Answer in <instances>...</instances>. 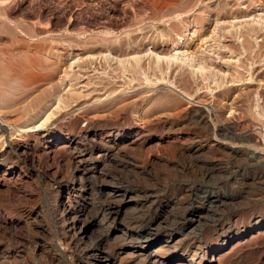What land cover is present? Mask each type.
Segmentation results:
<instances>
[{
  "label": "rangeland",
  "instance_id": "obj_1",
  "mask_svg": "<svg viewBox=\"0 0 264 264\" xmlns=\"http://www.w3.org/2000/svg\"><path fill=\"white\" fill-rule=\"evenodd\" d=\"M223 1L229 2V6L232 9L236 6L246 7L248 3V0ZM262 1V3H264V0ZM218 2L217 0L216 3L210 4L211 2H209V0H0V84H3L1 82L4 81L6 83V85L0 86H2L3 89L5 86H7V88L9 87L8 89L5 87V91L7 90V92H9L8 94L5 91V94L3 92L4 95L7 94L5 97L2 96L3 94L0 95V153L5 152L10 159L16 161L20 168L21 175L18 183L16 182V184L13 183L14 185H9V188L6 187L7 189H5V191L4 189L1 190L0 193V200L3 198V200L0 201V217L4 216V218H9L13 222V225L8 226L9 228L0 226V251L3 252H0V259L5 260V258H9L5 260L6 262L4 261L5 264H44L46 262V264H53L51 263L52 257L60 259L61 264L76 263V252L74 249H71V247L65 246L66 242L61 235L63 226L59 219L60 213L59 211L57 212L56 209H53L56 203H54V194L57 191L59 180L74 182L76 181V176L69 171L68 167L62 165L64 163L59 162L57 159H55V161L51 159L46 160L45 157L38 155L24 158L15 151V144L21 140L24 141L26 138L24 131L43 121V114L46 110L47 114L53 110V112H57L55 116L53 114L54 117L52 116V119L58 117L61 113V115H64L68 113L67 111H70L71 101L68 102V106L66 104V109H64L62 104V106L60 105L61 108L63 107L62 110L60 106V109L55 110L54 108L57 105L56 103H58V99L56 98H66V90L68 91V89H70L69 83L66 82L68 78H66L67 76L65 77V73H69L68 76L74 73V75L76 74L75 76L80 79L77 81L79 84L77 83L78 85L72 88L74 92L77 94L79 93L80 97L81 95L85 97L79 100L81 102L78 101V103L81 104L77 107H80V111L77 112V114L79 113L78 115L82 116L83 114L84 116L82 117L84 118L100 122L107 119L115 123L117 121V125H119L124 113H127L130 119H132L131 121H134L133 123H136V125L138 124V126L142 125L144 121L146 125L148 122H152L149 123V126L152 127L154 131L153 134H170L173 136L176 135L175 138L177 137V140L168 139V141L165 140L159 144L152 142L145 145L146 147L144 146L140 150H133L134 152L130 151L128 153L129 158L117 156L115 160L120 162H124L127 159L125 165L124 163L122 165L127 166V170L130 167L129 171L133 168V171H130L131 176L132 173L136 172L137 177L132 176V181L131 179H129L128 182L124 181L121 178L122 176L120 177L118 173L113 172L114 170L111 166L105 164L104 171L107 169L105 172L115 179H113L112 182L110 181L111 184H109V189H115V191H129L133 189L136 190L137 188L142 191L141 187L143 186H138L137 183L149 184L151 182L150 184H154L153 182L157 179L155 181L156 183H163L164 181L165 184L166 177L168 176L167 182L169 181L171 183L172 181L173 183L170 184L168 182L172 189H169L164 194L165 201H170V197L173 194L172 191L181 186L196 187L197 185L196 188H200L201 192L217 193L220 196L219 199L221 201L223 200L222 202L225 204H219L220 206L214 205L207 210L205 209V211L202 209V213H206L202 214L203 222L197 235L194 237L198 239L201 237L202 233L207 234L208 232L209 235H212V232L217 230L220 225H222L223 228L229 226L232 229L234 226L243 230L247 228L249 223L254 219L260 221L262 219L264 220V137L260 136L264 135V114L263 110H261L264 108V52L263 55L259 57L260 59H257V63L253 62L254 60L251 62V60L246 59V54L243 56H238L236 54L237 57L235 55L230 56L229 53L226 54V57L225 55L221 56L220 54H216V52H219L221 49L218 48L216 44H213L214 41L212 42V37L210 36L214 28H217L216 25L214 26L215 23H208V21L212 16V9ZM237 2H241L239 3L240 5L237 4ZM255 13L258 14V12H254L252 16H255ZM260 14L261 13H259V15ZM254 18L259 19L261 17L256 15ZM231 19L221 18L223 22L219 20L217 23L221 25L220 27L230 31L233 30L232 24L235 22L234 19L232 20L233 22ZM262 20L263 22H261ZM262 20H259L261 22L259 26L263 28L264 17ZM229 21H231L232 24ZM219 25L217 24V26ZM262 32L264 34V28ZM261 35H258L260 37L255 38L256 40L252 39V41L254 40L253 42H257L255 43L256 48L254 50L262 44L261 41L264 35ZM200 38L203 41L200 40ZM242 39L241 37L238 42L236 39L235 41L226 38L224 40L229 42L221 41L220 43L221 45H226L230 42L236 44L241 43ZM201 41L202 43H200ZM122 44L124 48L131 44L130 46H133L134 49H136L135 51L139 50L137 54L134 52L133 55L135 54L134 57L137 56L140 59L144 56V60L143 58L141 59L144 62L141 61L143 66L145 65L144 67H146V64L149 62L148 60H151L155 56L154 54L161 50L163 52L166 51L169 56H172L174 51L179 52L185 58H189V63L186 62L187 65L183 64L180 65L182 68H178V64H182L179 60L177 61V65L175 64L176 62L174 63L175 67L174 65L172 68L168 67L169 69L165 67L164 73L167 72V75L161 74V79H159L160 73H158L157 76H152L153 74L151 75L150 72L143 73L142 75L141 71L140 75L142 76L135 74L137 77L131 82L132 78L134 79L135 76L129 78L128 75L122 73L124 69L122 71L120 68H124V65L130 67L131 63L128 61L130 57L133 58V55H125V57L123 56L120 58L118 57L119 54L115 52L103 51V49H107L108 47L114 48V46L116 47ZM33 47H38V50H35ZM40 48L43 49L41 50ZM28 49H32V51H28ZM155 49L156 51H154ZM128 56L130 57L128 58ZM220 57H224L225 59L221 60ZM234 57H236V59H234ZM240 58H245V64L247 65L244 64L245 70L246 68H253V66L257 67L253 72L254 74H251V70L249 69L248 72L252 76L246 73L247 70L245 72L242 68H238L239 71L242 70L245 72V75L242 77L245 79H243L242 82L233 84L234 82L227 83V80H225L223 86L221 84V86H218L216 83H220L219 79L222 77L221 74L223 75L222 72L224 70L226 71V69L232 68L231 70H233L236 68L237 65L235 64L239 63L237 60ZM130 61L132 60L130 59ZM224 61L228 62L226 63ZM229 62L230 64H228ZM252 63L254 64L250 66ZM148 64H151V62ZM148 66L149 65H147V67ZM228 66L231 68H228ZM182 72L194 76H183L185 78L184 80ZM118 73H120L119 76L122 74L124 75L118 78ZM179 73L181 76H179ZM211 73L216 75L214 77L218 81L214 79L212 82L211 78L213 74ZM144 74L146 76H144ZM209 74H211V78L208 76ZM201 75L208 76L207 81H205ZM124 76L126 77L124 78ZM188 78L194 82L192 81L193 83L191 84L189 80L190 84L186 83ZM195 79H198V82ZM203 79L204 81H201ZM6 80L10 82H6ZM11 80L14 81V83H12ZM103 82L107 85L103 86ZM7 83H9L8 85L12 83V85L8 86ZM96 83H103L100 86L104 87V89L107 88L105 90L99 89V92H93V90H95L94 87L99 86ZM13 84L16 86H13ZM234 85H236V87ZM229 86L232 87V96L230 98L227 97L225 99L226 101H217L216 95L226 87L229 89ZM2 88L0 87V90ZM10 88L12 92L9 90ZM14 90L18 91L15 92ZM10 93L12 95L15 93L14 95L16 97L10 98ZM2 97L3 100L1 99ZM7 98H10L11 101ZM13 98L16 99V104L13 102ZM245 98H247L246 101H244ZM233 99L234 101L237 100L238 105ZM7 100L13 107L8 106L10 104ZM35 100L39 101L38 106L34 105L38 102ZM1 101H5L6 103H1ZM111 101L113 103H111ZM106 103H110L108 106H111L108 110L86 114L87 108L89 109L96 105L98 107H107V105H105ZM6 104H8V108L4 106ZM232 104H234L236 108L238 107L237 111H234L235 108H232L233 110L231 109V107H234ZM116 105L122 106V108H124V105L127 106L126 109L124 108L125 110L120 109L119 111ZM223 105L227 107L225 108ZM32 106L34 107L32 108ZM112 108L115 109L112 110ZM26 109L30 112L27 113L25 111ZM121 110L124 111L122 112ZM195 110H201L205 113H210L213 110L212 116L215 114L217 119L214 117L215 115L212 118L219 122L217 125L224 123L223 121L226 123V121L230 120L232 117L237 118L238 115L239 117L242 115L245 122H239L236 119L237 122L234 123L233 130L237 133H242L250 129L251 132L254 133L253 141L250 144L253 143L259 147L261 146L263 151L259 152L261 153L260 155H262V159L260 161L258 160L259 162L257 161V163L256 161H254L255 163H248L247 160L240 158L237 161H231V163L228 160L227 162L225 160L227 157H225L222 161L227 163H225L226 166H228V164L231 166H225L226 171L223 172L225 176L222 173L218 175L220 178L216 177L218 179L202 180L194 173L191 174V171H183V165L190 157H188L189 154L186 149L188 142L186 139H182L181 135L187 132V130H190L191 126L189 123H191V121L189 118ZM240 110L244 111L247 116L244 112L241 113ZM246 118L249 120L246 121ZM214 122L215 121L212 123L211 121L210 124L215 125L216 122ZM250 122L256 123V127ZM150 124L156 126L153 125V127ZM82 125L85 126V123ZM161 125L163 128L160 127ZM208 134L209 133L200 131L201 136L199 135L198 138H205L203 141L205 144L207 143V145L215 143V148L212 149L211 153L208 155L211 156V158L222 156L224 154L223 151L221 148L219 149V145L214 142L217 138L212 134ZM240 149L243 150L244 148ZM99 152V148L96 147L93 149L89 162L94 163L98 159L97 155ZM218 152H221V154ZM52 162L54 164H51ZM50 170L52 172L54 170V172L52 173ZM180 170L181 172H177ZM177 175L180 176L178 177ZM152 176L155 177V180ZM163 178L165 179L163 180ZM135 180L137 183H135ZM199 180L202 181V183H199ZM260 180H262V182ZM215 181H217L218 184H216ZM93 184V186H96L94 181ZM10 188L12 192L7 191ZM11 189L9 191H11ZM255 189L257 192L254 191ZM261 189H263V191ZM64 192L63 195L66 196V192ZM95 192L96 190L87 196L85 200L81 198L85 205H89L88 207L92 214H94L104 202L100 193L97 194ZM90 198L92 200H90ZM224 199L226 200L225 202ZM90 201H93L92 203L94 204L90 203ZM172 202L173 201H171L169 205V210L171 209L175 218L180 219L181 214H184L182 212L185 209V205L180 206L175 203L172 205ZM132 210L133 202L124 203L123 209L118 213L117 221L120 220L119 222H122L124 218L127 219L129 216L128 213H131ZM209 212L211 214H209ZM19 217L22 218L20 219ZM177 219L170 223L172 228H174L173 226H178L177 223H175ZM263 220L259 226L243 235V241L241 242L243 244L237 246L234 251L229 254L231 256L228 255V258L226 257L227 261L225 259L223 264H264V232L257 235L255 238H251L257 229H259V231L264 230ZM13 227L14 229H12ZM112 234L114 235L113 231ZM235 241L236 238H232V244L235 243ZM111 242L114 243L115 241ZM111 242L109 243L110 246L107 247L114 248L116 243L113 244ZM213 243L212 238L208 239L209 245L212 246L214 245ZM187 244L192 245L191 242H186V245ZM221 251V247L218 246V248L215 249V256L218 257ZM12 257L15 258V261H13L14 259L12 261L10 260Z\"/></svg>",
  "mask_w": 264,
  "mask_h": 264
},
{
  "label": "bare ground",
  "instance_id": "obj_2",
  "mask_svg": "<svg viewBox=\"0 0 264 264\" xmlns=\"http://www.w3.org/2000/svg\"><path fill=\"white\" fill-rule=\"evenodd\" d=\"M216 1L217 0H211V1L209 0V2H211L210 4H214V3H216ZM218 1H219L218 4L216 6H214V8L212 9V11H211L212 16L209 18V21H208V23H215L214 26L216 25V28H217V29L214 28V30L211 32V36H210V37H212V42L214 41L213 44L214 45L216 44V46H218V48L221 49V50H219V52L215 51L216 54H220L221 56L225 55V57H226V54H228V53L230 54V56H232V55L236 56V54L238 56L239 55L243 56L244 54H246V57H245L246 59L251 60V62H252V60H254L253 62L257 63L258 62L257 59H260L259 57L262 56L263 52H264V38L261 41L262 44H260L258 46V48L256 49L257 51L254 50L256 48L255 43H257V42H253V41L256 40L255 38L260 37L258 35L263 34L262 31H263L264 27L262 28L261 26H259V25H261V22H263L262 19L264 17V3H262L263 1L262 0H260V1L259 0H248L246 7H244V6L240 7L239 3H241V2H239V3L237 2V4H239L238 5L239 7L236 6L233 9L230 8L229 2H226V1L224 2L223 0H218ZM245 1H247V0H245ZM254 12H258V14H256V13L255 14L261 18L255 19L254 17L256 15L252 16V14ZM259 13H261L262 15L261 14L259 15ZM221 18L222 19L223 18H226V19L232 18L231 21L234 19L235 22L232 21L234 24H232V22L229 21L233 25V27L231 26L233 28V30L229 31L226 28L220 27L221 25H219V23H217V22L219 20H221ZM259 20H262V21L260 22ZM217 24L219 26H217ZM244 24L247 26H245ZM263 35H261V36H263ZM241 37L243 38L241 43L235 44V43L230 42L229 44H226V45H224V44L221 45V43H220L221 41L222 42H229V41L224 40L226 38H230L232 40L236 39L239 42V39H241ZM252 39H254V40L252 41ZM198 40H199V38H198ZM200 40H202V39L200 38ZM202 41L200 43H202ZM130 45L131 44H129V46H126L125 48H124L123 44L118 45L116 47L114 46V48L105 47L107 49H103V51L107 50L110 52L111 51L115 52L116 54H119L118 57H120V58L123 56L125 57V55H133L134 52H136V54H137V52L139 50L135 51L136 49H134V47L130 46ZM34 49L38 50V47H35ZM40 49H39V51H40ZM187 49H188V46H187ZM28 51H32V49H30V50L28 49ZM107 51H105V52H107ZM154 51H156V49ZM165 52L166 51L163 52L161 50L160 52L155 53L154 54L155 56L151 59L152 61L148 60L149 62H151V64H148L149 63L148 62L146 64V67H147V65H149L147 68L144 67L145 65L143 66L144 62L141 60L144 56L141 59L137 56L134 57L135 54L133 55V58L128 56V58L130 57V59L132 60V61H130V59H129V61H128L131 63L130 67H127L126 65H124L123 66L124 68H122V69L120 68V70L123 71V69H124V71L122 73L128 75L129 78H132L135 76L134 79L132 78V80H131V82H132L137 77L135 74L140 75L141 71H142V73H141L142 75H143V73H146V72L149 73L150 72L151 75L153 74L152 76H155V75L157 76L158 73H160L159 79H161V76L163 74L167 73L166 71H165L166 73H164L165 67L166 68H168V67L172 68L174 63L176 62L175 64L177 65V63H178L177 61H179V60H180V63H182V64H178V68H182L180 65L186 64V62L189 63V58L188 59L185 58L179 52L174 51L172 56L171 55L169 56L167 54V52L166 53ZM236 57H234V59H236ZM214 58H213V60H214ZM245 58L238 59L237 61L239 63L235 64L237 66L233 70H231L232 69L230 67L231 65L228 66V68L230 67L231 69H226V71L224 70L222 72L223 75L221 74L222 77L220 79L218 77L220 83L217 82L216 84H218V86H221V85L223 86L225 84V80H227L226 81L227 83L228 82L229 83L234 82L233 84H237V82H242V80L245 79L242 77L245 75L244 73L246 72V70H247L246 73H249L248 72L249 68H246V70H245V67H244V64L246 62ZM224 59H225L224 57L221 58V60H224ZM143 60H144V58H143ZM141 61L143 63H141ZM107 62H108V60H107ZM224 62H226V61H224ZM122 64H124V63H122ZM228 64H230V62ZM253 64L254 63L250 64V66ZM88 65H89V63H88ZM223 66L225 67L224 64H223ZM174 67H175V65H174ZM238 68H242L243 70H245V72H243L242 70L239 71ZM256 69H257V67L253 66V68L251 67L249 70H251V74H254L253 72ZM52 70H54V69H52ZM138 72H139V74H138ZM52 73H53V71H52ZM120 73H121V71H120ZM120 73H118V76ZM180 73H179V76H181ZM182 73H183L182 77L183 76L186 77L187 74H184V72H182ZM65 74H66L65 77L67 76L66 78H68V80L66 82L69 83L70 89H68V91L66 90V92H67V94L65 93L66 98H64L63 96H62L63 98L61 97L62 99H60V97L56 98V99H58V103H56L57 105L54 108H55V110H57V109H60L61 106L63 105L64 109H66V104L68 106L69 105L68 102L71 101L72 103L70 102L71 103L70 104V106H71L70 111H67L68 112L67 114L63 113L64 115H61L62 114L61 113L60 115H58V117L53 118V119L51 117L53 116V114L55 116V113H57V112H53L54 110L50 111L48 114H47V110L45 111V113L43 112L44 113L43 114V116H44L43 121H41L38 124L36 121L37 125H33V126L31 125L32 126L31 128L24 131V134H26V138L24 139V141L21 140L20 142L15 144L16 145L15 151L20 156H22L24 158H27L29 156L33 157V156L38 155V156L45 157L46 160L51 159V160L55 161V159H57L59 162L64 163L62 165L65 167H68L69 171L73 175L76 176V181H74V182H72V181L65 182V181L59 180L57 191L54 194L55 195L54 203L55 202L56 203H55V208H53V209H56L57 212L59 211V213H60L59 219H60V222L63 226L62 231H61V235L66 242L65 246L71 247V249H74V251L76 252V254H77V257L75 256L76 257V263L77 264H223L225 259L227 261V258H228L227 256L231 252H233L237 246H239L240 244H243V243H241L243 241V237H244L243 235L246 234L247 232L251 231L253 228L259 226L263 219L261 221L258 219L252 220L251 223H249V225L247 226V228H245L243 230H240L239 227L233 226V228L231 229L229 226L223 228L222 225H220V226L218 225L219 228L217 230H214L212 232V235L211 234L209 235L208 232H207V234L202 233L201 237L198 239V238H194V237L197 235V232L200 229V226L203 222L202 214L206 213V212L202 213V209H204V211H205V209L207 210L214 205L218 206L219 204H223V202H222L223 200L221 201L219 199L220 196L217 193L201 192L200 188H196L197 185H196V187L181 186V187H178L172 191L173 194L170 197V201H165L164 200V194L169 189H172L170 184L173 183L172 181H171V183L168 181L170 184L167 182L168 176L166 177V181H165L166 183L165 184L163 181L165 178H163V180L161 179L163 181V183H160V182L156 183L155 181L157 179L155 180V177L152 176L155 180L153 182L154 184H150L151 182L149 184H147V183L140 184V183H137V181H139V180L134 177L137 180V181L135 180V183H137L138 186H141V185L143 186V187H141L142 191H140V189L138 190L137 188H136V190L133 189V190H129V191H119V190L115 191V189L114 190L109 189V184H111L114 177L110 176V174L105 172V171H107L106 168H105L106 170L104 171L105 164L111 166L112 169L114 170L113 172L118 173V175H120V177L122 176L121 178L124 181L128 182L129 179L132 178V176H136V172L132 173V176H131L130 171L133 168L129 171L130 167L127 170V166H124L126 163L125 161L127 159L124 162H120V161L115 160V158L117 156L126 158V157H128V153L130 151L140 150L142 147H144L145 145L150 144L152 142L159 144L162 141H165V140L168 141V139L177 140V137L175 138L176 135L173 136L170 134H164V135L163 134H153L154 131H153L152 127L149 126V123H152V122H148V124L146 125V124H144L145 123V121H144L142 125L138 126V124L136 125V123H133L134 121H131L132 119H130V117L127 113H124L123 117L121 118V120L119 122V125H117V121L115 123L112 120L107 119L105 121L100 122V121H94L91 119L84 118V117H82V116H84L82 113H81L82 116L78 115L79 113L77 114V112L80 111L79 110L80 107L79 108H77V107L79 105H81L80 103H78V101L81 100V98L84 96L81 95V97H80L79 93L77 94L76 92H74L72 88L75 85L79 84L77 81H79L80 79H79V77L75 76L76 74L74 75V73H72L71 76H68L69 73H65ZM124 74H122L121 76H123ZM211 74H213V73H211ZM211 74H209L208 76H210ZM142 75H140V76H142ZM121 76H119L118 78H120ZM144 76H146V75L144 74ZM147 76H149V75H147ZM188 76L193 77L194 75L189 74V75H187V77ZM201 76H203V75H201ZM204 76H203V78L205 79V81H207L208 76L207 77H206V75H204ZM214 76H216V75L213 74L212 78L210 76L212 82L215 79ZM125 77L126 76H124V78ZM116 78H117V76H116ZM191 79H193V78H191ZM204 79L201 81H204ZM64 80H65V78H64ZM184 80H185V78H184ZM189 80H190V78H188V81H186V83H189L191 81V80L190 81ZM195 80L197 81L198 79H195ZM192 81H191V84L194 82V81L193 82ZM216 81H218V80H216ZM6 82H10V81L6 80ZM11 82L14 83V81H12V80H11ZM1 83H3V84H0V85H3V86H4V84L6 85L5 81L1 82ZM12 83H10V84L12 85ZM103 83H98V84L96 83L99 86H97V87L93 86L95 88V90H93V92H96V91L99 92L100 91L99 89H101V90L104 89V87L100 86ZM130 83H129V85H130ZM8 84L9 83H7V85ZM247 84H249V83H247ZM11 85H8V86H11ZM104 85H107V84L104 83L103 86ZM240 85H241V83H240ZM13 86H16V85L13 84ZM234 86L236 87V85H234ZM0 87L2 88V86H0ZM5 87H6V89L9 88V87L7 88V86H5ZM5 87H4V89L2 88L0 90L1 91L0 95H2L3 92L5 91ZM231 88L232 87H230L228 89V87H226V88H224L223 91L221 90V92L216 95V100L217 101H219V100L224 101L227 97L230 98L232 96L231 95V92H232ZM9 90L11 91V88ZM14 91L16 92L18 90H14ZM5 92H7V90ZM5 92H4V94H5ZM8 93L9 92H7V94ZM105 93H106V91H105ZM4 94L2 95L3 97H5L7 95V94L6 95H4ZM14 94L12 95L10 93L9 94V96H11L10 98L14 97L15 96ZM90 94H91V92H90ZM3 97L1 98L2 100H3ZM238 97H240V96H238ZM10 98H7V99L10 100ZM214 98H215V96H214ZM247 98H245L244 101H246ZM13 99H12L13 102H15V104H16V99L15 98H13ZM53 99H54V97H53ZM243 99H244V97H243ZM38 100H35V101L37 102ZM5 101L4 102L1 101V103L3 102L5 104L6 103ZM51 101H53V100H51ZM63 101H66V102H63ZM233 101H234V99H233ZM235 101L238 105L237 100H235ZM7 102L10 104V102L8 100H7ZM61 102H63V103H61ZM79 102H81V101H79ZM38 103H39V101L37 102V104L35 103L34 105L38 106L39 105ZM111 103H113V102L111 101ZM114 103H115V101H114ZM116 104H119V103H116ZM250 104H249V106H250ZM7 105L8 104H6L4 106H7ZM40 105H41V103H40ZM105 105H107V107H105V106L98 107L97 105L92 106L89 109L86 107L87 113L85 111H82V112L89 114L90 112L94 113L97 111H106L111 107V106H108V105H110V103L109 104L106 103ZM232 105H234V104H232ZM8 106L13 107L12 104H10ZM8 106H7V108H8ZM59 106H60V108H59ZM126 106L124 105L125 109H126ZM229 106H231V105H229ZM26 107H28V106H26ZM33 107L34 106H32V108ZM116 107H118L119 111H120V109H124V108H122V106L116 105ZM25 108H23V109H25ZM44 108H45V106H44ZM62 108H61V110H62ZM232 108H235L234 111L235 110L237 111V109H238V107L236 108L235 105H234V107H231V109ZM4 109H6V108H4ZM113 109H115V108H112V110ZM231 109L229 107L230 111H231ZM82 110H84V109H82ZM124 110H121V111L123 112ZM261 110H263V114H264V108H262ZM25 111L27 113L30 112L27 109ZM206 111H209V110H206ZM240 111H241V113L244 112L242 110H240ZM212 112H213V110H212ZM212 112L205 113L201 110H195L192 113L191 117L189 118L191 123H193V124L189 123L191 126L190 130L189 131L187 130V132L182 133L183 135H181L182 139H186L188 142L186 149H187L188 154H189V155L188 154L187 155H188V157H190L188 160H186L182 169H183V171L184 170L185 171H191L192 172L191 174L194 173L195 175H197L202 180H209V179H213V178L218 179L216 177H219L218 175H220L224 171H226V167H229V165H230V164H228V166H226L227 163L222 161V159L223 158L225 159V157H227L225 160L226 161L228 160L229 162L237 161L238 159L243 158V159L247 160L248 163L249 162L255 163L254 161H256V163H257L258 160L260 161L262 159V155H260L261 153L259 152V151H263L261 146L259 147L257 145H254L253 143L250 144L253 141V138H254L253 134L254 133L251 132L250 129H248L242 133H240V132L237 133L233 130L234 129V123L237 122L236 119L239 122H242V121L245 122V119L242 115L240 117L238 115L239 118L238 117L237 118H235V117L231 118L230 117L231 119L226 121V123H225V121H223L224 123H220L217 125V123H219V122H217V120L212 118L215 115V114H213V116H212ZM117 113H120V112H117ZM237 113H240V112H237ZM245 115L247 116L246 113H245ZM117 116H118V114H117ZM214 117L216 118V115ZM248 120L246 118V121H248ZM211 121H212V123H213V121H215L216 124L211 125L210 124ZM187 122H188V120H187ZM83 123H85V126L82 125ZM250 123H252V122H250ZM252 124H254V123H252ZM255 124L253 126L256 127ZM150 125H152V124H150ZM154 126H156V125H154ZM187 126H188V124H187ZM160 127L163 128L162 125ZM200 131L214 135V137L217 138V140H215L214 142H216L219 145V149L221 148V150L223 151L225 156L223 154L222 156L220 155V156H215V158H211V156H209L208 154L211 153L212 149L215 148V145H214L215 143L207 145V143L205 144L203 141L205 138L204 139H198L199 135H200ZM260 136L264 137V135H260ZM1 138H2V136H1ZM256 142H258V141H256ZM96 147L99 148V151H100L99 154L97 155L98 159L94 163H91V162H89V158L91 157L93 149H95ZM240 148H244V149L242 150ZM216 152H217V150H216ZM219 154H221V152ZM53 162L51 164L55 163V162L54 163ZM240 162H241V160H240ZM123 163H124V165H122ZM56 165H55V167H56ZM52 166H54V165H52ZM128 166H130V165H128ZM58 171H59V169H58ZM53 172H54V170H53ZM177 172H181V170L177 171ZM228 173H229V171H228ZM184 174H185V172H184ZM20 176H21L20 175V168L18 167L16 161H13L12 159H10L9 156L7 155V153L1 152L0 153V193H1V190H3V189L5 191V189H7L6 187H8L9 185L11 186V184H13V183L14 184H16V182L18 183ZM181 176H183V175H181ZM224 176H225V174H224ZM152 177H149V178H152ZM149 178H148V180H149ZM160 178H161V175H160ZM132 179H131V181H132ZM224 179H225V177H224ZM140 180H142V179H140ZM168 180H169V178H168ZM93 181L96 183V186H93L94 185ZM143 181H144V179H143ZM260 181L262 182V180H260ZM133 182H134V180H133ZM215 182H216V184H218L217 181H215ZM222 182H223V180H222ZM199 183H202V181H200ZM94 188L96 190L95 193H97V194L100 193V195L104 199V202H103L102 206L99 209H97V211L94 214H92V213H90V209L88 207L89 205L88 206L85 205L84 201L81 200V198H83L84 200L87 199V196H89L91 193H93L95 191ZM261 188H262V186H261ZM9 190H7V191L12 192V189H11V191H9ZM261 190L263 191V189H261ZM52 191H53V189H52ZM254 191H256V189ZM63 192L66 194V196L63 195ZM0 197H1V194H0ZM5 197H6V195H5ZM232 199H235V198H232ZM2 200H3V198H2ZM2 200H0V201H2ZM90 200H92V199L90 198ZM171 201H173L172 205L174 203L178 204L180 206L185 205L184 206L185 209L182 212L184 214H181V218L180 219L178 218L179 220L177 218H175L174 213H172L171 209L169 210V205H170ZM225 201L226 200L224 199V202ZM92 202L93 201H90V203H92ZM126 202H133V210L131 211V213H128L129 216L127 219L124 218V221L119 222L120 220L117 221L118 213L123 209V204ZM168 202H169V204H168ZM92 204H94V203H92ZM226 206H227V204H226ZM215 210H216V206H215ZM209 214H211V213L209 212ZM19 218L21 219L22 217H19ZM176 219H177V221L175 223H177L178 226L177 227L173 226L174 228H172L170 223L172 221H175ZM25 223H26V221H25ZM219 224H221V223H219ZM9 225H13L12 220H10L9 218H4V216L0 217V226L1 227L9 228L8 227ZM4 228H2V229H4ZM18 228H20V227H18ZM12 229H14V227ZM112 231L114 232V235L112 234ZM263 232H264V230L259 231V229H257L256 232L253 233L251 238H255V237H257V235L262 234ZM210 238H212V240L214 242L213 243L214 245H212V246L208 244V239H210ZM232 238H236V241L233 244L231 242ZM196 239H197V241H196ZM111 241H115L114 243H116V246L114 248L107 247V246H110L109 243ZM186 242H191L192 245H190V244L186 245ZM111 243H113V242H111ZM113 244H112V247H113ZM218 246L221 247L222 251H221L220 255L217 257V256H215V249L218 248ZM0 252H2V251H0ZM75 252H73V253H75ZM7 254H9V253H7ZM0 256H1V254H0ZM229 256H231V255H229ZM3 258H4V256H3ZM7 259H9V258H7ZM7 259L5 258V260H7ZM51 259H52L51 263L61 264L60 259L55 258V257H52ZM5 260L0 259V264H5V262H6ZM10 260L15 261V258L12 257V259H10ZM10 260H9V262H10ZM19 261H21V260H19ZM9 262H7V263H9ZM12 263H14V262H12ZM46 263H44V264H46ZM9 264H11V263H9Z\"/></svg>",
  "mask_w": 264,
  "mask_h": 264
}]
</instances>
